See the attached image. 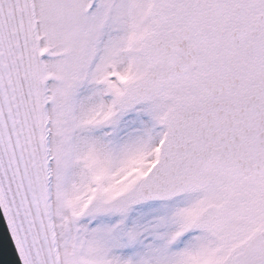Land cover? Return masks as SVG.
Listing matches in <instances>:
<instances>
[{
  "label": "snow or ice",
  "instance_id": "obj_1",
  "mask_svg": "<svg viewBox=\"0 0 264 264\" xmlns=\"http://www.w3.org/2000/svg\"><path fill=\"white\" fill-rule=\"evenodd\" d=\"M0 211L19 264H264V0H0Z\"/></svg>",
  "mask_w": 264,
  "mask_h": 264
},
{
  "label": "water",
  "instance_id": "obj_2",
  "mask_svg": "<svg viewBox=\"0 0 264 264\" xmlns=\"http://www.w3.org/2000/svg\"><path fill=\"white\" fill-rule=\"evenodd\" d=\"M0 264H19L2 211H0Z\"/></svg>",
  "mask_w": 264,
  "mask_h": 264
}]
</instances>
